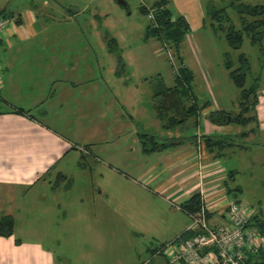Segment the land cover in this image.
I'll use <instances>...</instances> for the list:
<instances>
[{
	"label": "rangeland",
	"instance_id": "1",
	"mask_svg": "<svg viewBox=\"0 0 264 264\" xmlns=\"http://www.w3.org/2000/svg\"><path fill=\"white\" fill-rule=\"evenodd\" d=\"M124 1L127 3L126 6L119 5L117 0H0V12H12L25 17L28 13L33 12L39 19L36 24L37 29L40 30L39 33L46 35L38 43L28 42L20 47L30 52L27 55L31 54V57H28L30 62H26L27 64L25 63L21 69L23 71L30 72L35 65L39 67L54 66L52 64L54 60L53 62L49 60V51L58 50L62 54L65 52L63 50L67 49L62 47L60 43L57 46V42H48L49 39L52 40L54 34L74 33L81 37L80 43L83 42L84 45L85 42L88 43L84 36H92V43L97 46L98 51L92 50L89 57L83 58L81 56L83 52L79 51L81 54L77 52L74 60L78 66L80 65L79 69H82L81 66L84 62L93 67L97 63L105 64L108 67L104 74V77L108 76L107 80H109L107 87L104 88L106 95H104L103 89L100 94L91 92L89 100L92 106L90 107L91 112H88L89 116H83L80 111L78 114L63 116L70 124L74 123L72 127H76L78 123L84 124L82 128L85 130L76 132H82L83 135L80 134L81 142L87 139V144L92 147L94 153H92L93 157L90 158V167H94L97 171L104 167L115 168L127 180H133L132 177L134 176L128 171L130 168L126 166V158L135 160L142 158L138 151H130V148H133L130 146L132 136L130 134L128 136V131L137 132L136 126L135 128L133 126L127 127L125 124L127 132L120 139L116 136V132H106V126L100 121H96L100 120L98 115H101V109L102 111L112 109L111 114L116 113L119 106L112 99L110 92L116 94L123 89L121 92L123 98L127 100L138 98L137 102L140 108L147 109V112H145L146 110L141 111L145 117L141 120L142 123L139 124L138 128H141V131L150 130L147 132L158 135L161 141L164 138L162 137L163 134L162 136L159 135V132H187L188 137L197 136L199 140L200 136L198 137L197 132H205L202 129L205 128L203 126L205 121H207L206 132H235L239 136L243 132L250 131V139L248 137L249 140L247 139V141L241 137L234 138L235 142L238 141V144L246 148L243 149V152L235 151L232 153L228 150L224 152L222 161L223 167L228 173L227 178L225 179V174H223L222 179H215V182L210 186L218 185L214 190L217 193L222 191L225 195V198L219 202L220 210L233 202L236 195L237 199L241 201L240 203H243L247 210L252 212V216L260 213L264 218V68L261 67L263 64L261 63L259 48L253 46L245 38L240 51L231 49L223 34L212 32V20L208 16V10L212 6L216 9L225 8L233 24L237 29H241V19L231 7L232 0H165L178 14L184 16L191 26V31L186 35L181 48L182 57L180 59L183 62H180L173 46L163 48L156 40H144L146 28L151 22V16L142 13L141 8L145 6L150 10L156 2L161 0ZM240 2L250 6L264 4V0H240ZM13 22L17 23L16 18ZM107 36L117 39L120 50V56H118L124 64V69L118 70L116 76L113 71L116 66H119V58L108 51L107 41H105ZM100 43L106 45L107 52L104 51V46L99 45ZM40 50H44L42 56H40ZM228 51L233 60H237L241 53L247 55L252 64V74L248 78L247 86L257 84L262 95L261 103L257 107V123L252 122L245 128L229 124L217 125L208 118L213 111L228 110L238 113L240 110L236 100L239 90L232 83L224 67L225 53ZM58 59L60 62L70 60L63 55L61 58L59 56ZM179 63H184L189 68L193 74L191 81L194 93H198L202 104L210 101V107L205 109L204 114L206 115L190 118L180 130L167 131L156 116L153 88L159 83V76L168 86L173 85ZM60 68L62 69V66ZM20 78L23 79L22 77L18 79ZM76 81L82 82L84 78L80 77ZM86 100H88L87 97H85ZM110 101L114 103L109 104ZM223 104L228 106L224 108ZM113 105H115L114 108H112ZM153 108L154 119L151 111H149ZM86 109L89 111L88 108ZM129 114L133 115V111L131 110ZM124 116L130 121L128 116ZM134 118L137 120L136 117ZM147 121L149 122L148 125ZM128 128L130 129L128 130ZM107 129L109 131V126ZM120 140L124 144L122 149L117 147L119 145L117 142ZM99 142L107 146L105 152H99L97 147ZM201 145L203 146V143ZM196 148L202 147L197 145ZM77 149H80L85 155H90L88 149L82 147ZM199 156L201 155L199 154ZM148 160L150 164L155 161L154 158ZM119 162L121 165L118 164ZM201 168L203 169V165L189 173L191 180H195L194 177H199L196 183L189 181L188 183H191L189 184L191 187L204 191L207 187L206 183L203 182V175L201 177ZM87 171L89 172V170ZM78 175L80 179H78V183L76 181L77 184H75L72 197H70L73 207H70L69 219H63L60 228L53 226L49 231L50 235L60 238L61 243H54L52 239L45 241L51 246L49 251L52 252L51 256L56 258L57 264H165L162 256H153L156 247L160 248L162 245L160 241L138 231L139 226L132 219V209L138 210L136 208L137 202L134 201L132 205L130 201L132 208H126L131 211L130 213L126 212L128 214L125 213L114 221L108 222L107 220L104 222L99 219L103 205L102 198L106 194L104 183L100 179L96 183L95 178L90 181L88 177H84V174ZM135 179L138 181L137 178ZM140 183L163 201L159 203L157 208L159 219L166 218L165 213L161 212L164 209V202L175 210L183 212L180 207L182 203L180 204V201L175 199H169L167 195L159 192L158 186L153 185L156 189L151 190L152 185L150 183L138 181V184ZM238 188L242 191L238 192ZM229 190L232 191L231 194ZM89 197L97 200L98 206L88 210L89 203L92 202ZM82 200L84 201L83 207L81 206ZM166 208L169 211V207ZM186 216L189 219L187 224L189 225L191 216L187 214ZM136 217L138 218L140 215L137 213ZM88 221H91L89 226ZM22 235L27 237V232H22ZM204 264H211V261L208 260Z\"/></svg>",
	"mask_w": 264,
	"mask_h": 264
},
{
	"label": "crops",
	"instance_id": "2",
	"mask_svg": "<svg viewBox=\"0 0 264 264\" xmlns=\"http://www.w3.org/2000/svg\"><path fill=\"white\" fill-rule=\"evenodd\" d=\"M19 16L21 23H14L0 36L2 66L0 71V220L7 216L12 217L15 222L11 236L0 235V264H57L56 258H53L52 252L49 251L51 246L45 241L52 239L54 243H61V239L50 235L49 231L53 226L60 228L63 219H69L70 207H73L70 197L75 184L80 179L78 174H84V177H88L90 181L95 178L96 183L99 179L104 183L106 194L102 198L103 205L99 215V219L104 222L114 221L126 212L130 213L131 211L126 208H132L134 201L137 202L138 210L132 209L134 212L132 219L139 226L138 231L156 238L162 244L160 248L156 247L157 252L153 253L154 257L162 256L161 250L164 246L186 232L189 219L186 214L175 210L165 202L161 212L165 213L166 218L159 219L157 208L163 201L143 184H138V181L150 183L151 190L156 189L154 186H158L159 192L167 195L169 199L180 201V204L194 193L200 192L205 208L210 214L207 218L209 224L212 226L226 224L224 213L226 207L220 210L219 205L225 195L222 191L218 194L214 190L218 185L210 186L215 179H222L223 174L225 179L228 176L223 167V158H215L218 152H212L200 143L196 144L197 136L188 137L187 132H159V135L163 134V141H173L176 145L158 153L145 154L140 136L152 133L147 132L150 130L146 129L141 131L138 126L145 117L141 111L147 112V109L140 108L138 98L130 100L123 98L121 93L123 89L116 94L110 92L112 99L119 106L116 113L111 114L112 109L110 111L101 109V115H98L100 120L96 121L106 126V132H116V136L120 139L127 132L125 124L127 127L136 126L137 132L128 131V136L129 134L132 136L130 146L133 148H130V151H138L142 158L136 160L126 158V166L130 168L128 171L134 176L133 180H127L115 168L104 167L97 171L94 167H90V158L93 157L94 152L87 144V139H84L85 143L81 142L82 132H76L85 130L82 128L84 124L78 123L76 127H72L74 123L70 124L63 116L78 114L79 111L83 116H89L88 112H91L92 106L89 100L91 92L100 94L103 89L106 95L104 88L107 87L109 80L104 74L108 67L101 63L93 67L84 62L82 69H79L80 65L78 66L74 60L77 52H83L80 53L82 58L89 57V53L97 50V46L92 43L91 35L84 36L88 41L84 45L83 42L80 43L82 39L79 35L67 33L54 34L52 40H48V42H57V46L60 43L62 47L67 48L62 54L58 50L49 51V60L51 62L54 60L53 67L35 65L30 72L21 70L26 62H30L28 57H31V54L27 55L29 51L20 47L28 42L38 43L46 35L39 33L40 30L36 27L39 19L33 12L28 13L26 17L21 14ZM99 45L104 46V51L107 52L106 45L102 43ZM43 53L44 50H40V56ZM62 55L70 60L60 62L58 57L61 58ZM117 71L118 66L113 71L115 76ZM20 72L22 74H19ZM19 77L23 79H18ZM80 77L84 78V81L77 82ZM85 97L89 101H85ZM113 103L109 102V104ZM227 106L223 104L224 108ZM131 110L133 115L129 114ZM149 111L151 115L154 114V108ZM204 111L201 116L206 115ZM91 115L92 113L90 117ZM124 115L128 116L130 121ZM148 123L147 121V125ZM206 125L207 121L203 125L205 128H202L205 132H197L199 139L204 136L233 138L237 135L235 132H206ZM107 126L110 128L109 131ZM117 143L119 144L117 147L122 149L124 145L122 140ZM197 145L202 148L197 149ZM79 147L88 149L90 155L83 154L77 149ZM97 147L100 153L107 150V146L101 142ZM235 151L241 153L244 150L236 149L230 152ZM150 158L155 159L152 164L149 163ZM201 165H203L201 177L203 175V182L207 187L204 191H199L188 183V181L196 183L199 179L197 176L193 178L195 180H191L189 173L194 172L193 169ZM154 170L156 171L153 172ZM89 199L92 202L89 203L88 210L98 206L97 200L91 197ZM82 202L83 207L84 201ZM137 213L140 215L138 218ZM87 224L89 226L91 221ZM24 231L27 232V237L22 235ZM162 257L167 264V257L165 255Z\"/></svg>",
	"mask_w": 264,
	"mask_h": 264
},
{
	"label": "trees",
	"instance_id": "3",
	"mask_svg": "<svg viewBox=\"0 0 264 264\" xmlns=\"http://www.w3.org/2000/svg\"><path fill=\"white\" fill-rule=\"evenodd\" d=\"M231 7L238 13L241 19V29L233 24L227 10L225 8L216 9L210 7L208 16L212 20V32H217L224 35V39L228 46L236 51H240L245 42V38L249 42L259 48L261 67L264 68V4L260 5H245L240 0H232ZM142 13L151 16V22L146 28L145 41L156 40L161 47L173 46L179 56L180 62H183L181 55L182 44L185 37L191 31V26L187 19L178 14L174 8L165 1L161 0L156 2L154 7L150 10L143 6ZM18 17V18H17ZM0 18L15 19L18 24L21 23L20 16L12 12H0ZM111 38V39H108ZM107 41L108 51L114 56L120 54L119 44L117 39L113 37H105ZM119 52V53H118ZM120 56V55H119ZM118 56V70L124 69L122 59ZM224 67L228 72L229 78L239 94L237 95V104L239 112L234 113L228 110L213 111L209 114L210 121L217 125H237L246 127L252 122L257 123V107L261 103L260 87L257 84L247 86L248 78L252 74V64L246 54L241 53L237 60L231 58L230 52L225 53ZM118 71V72H119ZM193 74L184 63H179L174 84L168 86L161 76L158 77L159 83L153 88V99L155 100V112L157 118L161 121L163 128L167 131L178 129L180 130L186 125L188 120L194 116L199 117L205 109L210 107V101L201 103L198 93H194L192 80ZM260 80V78H257ZM253 132V130H251ZM249 132H243L239 136L233 138H215V137H202L196 144L203 143V146L210 150L218 152L215 155L217 159H222L225 151H232L237 149H246L240 144L235 142L234 138H242L247 141ZM145 154H153L161 152L172 145H176L173 141H161L156 134H143L140 136ZM233 176V174H231ZM234 177V176H233ZM241 192V189H237ZM231 194L232 191L229 190ZM235 198L237 199L236 195ZM238 200V199H237ZM181 209L189 216L196 217L205 211L206 218L210 214L205 208V202L200 192L194 193L189 199L181 204ZM14 219L12 217H3L0 220V235L11 236L14 231ZM251 225L257 227L264 234V218L262 214L257 213L252 216ZM193 234L185 232L180 236L182 239H189ZM157 249L153 251L155 254ZM164 255L163 253L161 254ZM167 264H171L166 259ZM245 264H264V253L257 257H250Z\"/></svg>",
	"mask_w": 264,
	"mask_h": 264
},
{
	"label": "built area",
	"instance_id": "4",
	"mask_svg": "<svg viewBox=\"0 0 264 264\" xmlns=\"http://www.w3.org/2000/svg\"><path fill=\"white\" fill-rule=\"evenodd\" d=\"M14 24L13 19L0 18V36ZM0 56V71H1ZM234 200L224 210L226 224L212 226L205 211L192 217L187 232L189 239L177 238L161 250L171 264H245L250 257L264 253V234L251 225L252 212Z\"/></svg>",
	"mask_w": 264,
	"mask_h": 264
},
{
	"label": "water",
	"instance_id": "5",
	"mask_svg": "<svg viewBox=\"0 0 264 264\" xmlns=\"http://www.w3.org/2000/svg\"><path fill=\"white\" fill-rule=\"evenodd\" d=\"M118 4L121 6H126L127 3L124 0H117Z\"/></svg>",
	"mask_w": 264,
	"mask_h": 264
}]
</instances>
